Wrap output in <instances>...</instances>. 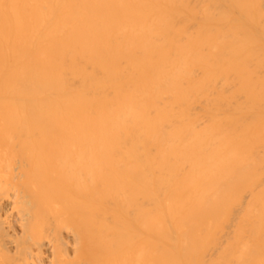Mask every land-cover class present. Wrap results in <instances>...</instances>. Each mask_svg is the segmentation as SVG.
<instances>
[{
    "label": "bare ground",
    "instance_id": "6f19581e",
    "mask_svg": "<svg viewBox=\"0 0 264 264\" xmlns=\"http://www.w3.org/2000/svg\"><path fill=\"white\" fill-rule=\"evenodd\" d=\"M0 264H264V0H0Z\"/></svg>",
    "mask_w": 264,
    "mask_h": 264
}]
</instances>
